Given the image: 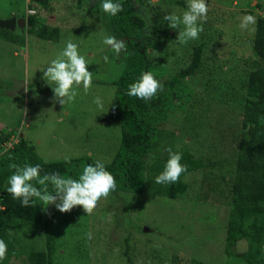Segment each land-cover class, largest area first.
<instances>
[{
  "label": "rangeland",
  "instance_id": "1",
  "mask_svg": "<svg viewBox=\"0 0 264 264\" xmlns=\"http://www.w3.org/2000/svg\"><path fill=\"white\" fill-rule=\"evenodd\" d=\"M124 1L128 5L122 4V12L131 9L143 22V28L133 31L129 41L145 48L148 71L161 84L188 64L198 44L203 45L195 79L178 88L177 105L168 108L167 120L155 125L158 139L154 145L157 155L162 156L167 147L177 152L186 144L184 147L195 158L207 164L184 176L189 186L184 201L154 196L145 190L139 194L115 191L101 199L90 215L79 206L68 213L47 206L44 213L53 215L54 223L53 264H126L122 237L119 239L123 233L116 229L123 230V226L131 231L135 264H190V259L222 264L226 261L223 239L229 202L223 180L213 171L216 168L208 166L223 162L225 176L230 175L229 165L241 131L234 99L242 95L241 79L250 70L249 63L241 62L254 60L250 48L253 31L241 30L240 19L247 12L255 17L263 13L254 8L256 0H206L209 11L206 21L200 22L203 31L199 38L178 43L175 40L183 25L170 29L163 17L182 16L187 0ZM25 8L26 0H0V19L22 18ZM41 15L48 26L57 29V40H39L27 35L24 27L12 31L23 37V45L0 40V131L15 129L44 162L87 155L93 161L106 163L120 138L118 123L108 120L114 88L92 82L87 93L80 91L73 102L61 106L54 102V85L48 84L44 71L69 40L78 45L93 79L96 75L105 81L113 79L129 52L118 57L103 43L106 36L115 35L110 15L102 10L100 0L85 4L79 0H48L47 7L39 10L38 16ZM153 24L164 25L166 32L162 38L146 42ZM211 88L213 95L207 97ZM168 91L164 85L160 92ZM97 96L101 97L103 108L93 102ZM168 132L173 136L165 135ZM5 149L1 146L0 152ZM153 153L145 157V163L151 162ZM149 179L145 172V183ZM87 233L92 234L90 240ZM14 238L17 249H43L36 224H21ZM245 247L241 240L232 251L241 253ZM12 262L22 264L18 259Z\"/></svg>",
  "mask_w": 264,
  "mask_h": 264
},
{
  "label": "trees",
  "instance_id": "2",
  "mask_svg": "<svg viewBox=\"0 0 264 264\" xmlns=\"http://www.w3.org/2000/svg\"><path fill=\"white\" fill-rule=\"evenodd\" d=\"M85 4L88 0H79ZM138 1V0H137ZM256 0L255 9L263 13L256 17L255 30L253 31L250 48L254 57L253 61H242L250 70L241 79L242 95L235 98L236 107L240 113V134L237 137L233 159L230 162L229 176H225L226 168L221 163L209 165L216 171V175L226 188L228 199V214L225 224L223 239V252L226 261L222 264H264V3ZM121 4L128 3L119 0ZM48 0H28L26 8L33 10L34 15H24V28L27 35H32L43 41L57 40V29L48 26L44 17L38 16L41 8H46ZM96 8V7H94ZM250 14V12H247ZM113 34L120 39H125L127 51L125 64L121 71L114 75L113 79L105 81L96 75L92 82L104 84L114 88L113 105L108 120L118 123L119 145L110 161L105 163L106 170L116 179V192L139 194L143 190L154 196H161L170 200L183 198L188 189V183L183 180L188 173L201 170L205 161L195 158L192 152L181 146L177 150L182 155L181 164L187 171L182 173L178 182L170 184H157L155 178L163 170L168 159L167 149L162 156L157 155L154 140L158 123L168 119V108L177 105L180 93L178 88H184L186 83H191L198 73L203 45L198 44L192 51L188 64L169 76L167 83H162L169 88L168 92H158L150 101L130 97L126 93L130 84L136 82L142 73L148 71V60L145 48L129 41L130 34L143 28V22L132 13L131 9L121 12L116 16H110ZM153 19V18H152ZM156 19V18H154ZM166 32L164 25L153 24L146 40L162 38ZM0 40L16 45H23V37L12 31L0 29ZM207 84L205 85V87ZM209 87V86H207ZM221 90V89H220ZM222 92V91H221ZM212 88L207 92V97L212 94ZM213 95V94H212ZM234 97V94H230ZM159 132L158 135H160ZM165 134V133H164ZM172 135L171 132L165 135ZM15 141L8 143L10 138ZM6 148L0 152V239L7 244V254L0 264H13L12 260H19L22 264H53L56 251L53 215L47 211L44 213V205L39 200L30 207H22L19 200H14L7 192L8 179L14 173L9 164H39L44 173L59 172L65 177L78 179L83 168L88 164H94L89 156L61 159L58 161L44 162L34 152V147L24 138L18 137L15 129L0 131V147ZM154 150L156 154H154ZM151 155V162L145 163L146 156ZM11 156L10 160L8 157ZM160 156V157H159ZM145 172L150 179L145 183ZM35 184V181H33ZM37 187L40 185L36 184ZM49 191H52L49 186ZM114 191V192H115ZM190 200L192 196L189 197ZM46 216V217H45ZM126 217V216H125ZM38 225V234L43 238V249L32 247L16 248L14 236L21 224ZM123 233L119 237L123 246V257L126 264H135L131 231L116 227ZM137 230V227H132ZM40 231V232H39ZM245 242V250L241 253L232 249L238 241ZM190 264H202L190 259Z\"/></svg>",
  "mask_w": 264,
  "mask_h": 264
},
{
  "label": "clouds",
  "instance_id": "3",
  "mask_svg": "<svg viewBox=\"0 0 264 264\" xmlns=\"http://www.w3.org/2000/svg\"><path fill=\"white\" fill-rule=\"evenodd\" d=\"M100 3L104 13L110 16H116L124 11L119 0H100ZM208 11L206 0H187V7L182 16L168 14L163 19L170 29H178L180 25H183V30L178 31L175 41L187 43L189 40L199 38V34L203 31L200 22L206 21ZM256 23L255 16L246 14L241 17L239 27L241 30L254 31ZM103 43L109 46L118 57L121 53H127L125 42L118 40L115 36H106ZM104 59L108 61L107 56ZM44 77L47 78L48 84L54 85L51 88L54 102L63 106L73 102L80 91L88 92L92 86L93 73L88 70L87 60L78 51V45L69 40L57 58L46 67ZM162 90L163 85L152 72L146 71L136 82L129 85L126 94L140 100L150 101ZM93 102L98 108L104 107L99 96ZM15 140L16 138L11 137L8 143ZM167 155L164 170L155 178L157 184L176 183L181 174L187 171L186 166L181 164L182 155L179 152H173L171 148H168ZM8 158L12 159L11 156ZM9 168L15 171L8 179L7 192L14 200H19L22 207H30L35 200H39L44 205L43 209L53 205L60 213H68L74 207L79 206L85 214L90 215L96 209L98 202L107 198L117 187L115 177L106 170L105 163L99 159L94 164L86 165L78 179L65 177L59 172L41 175L42 169L39 164L20 166L12 163L9 164ZM49 186L52 191H49ZM86 238L90 240L92 234L87 233ZM6 254L7 244L0 239V261L6 258Z\"/></svg>",
  "mask_w": 264,
  "mask_h": 264
},
{
  "label": "water",
  "instance_id": "4",
  "mask_svg": "<svg viewBox=\"0 0 264 264\" xmlns=\"http://www.w3.org/2000/svg\"><path fill=\"white\" fill-rule=\"evenodd\" d=\"M24 27V19H16L10 17L7 19H0V29L13 31L14 28L22 29Z\"/></svg>",
  "mask_w": 264,
  "mask_h": 264
},
{
  "label": "built area",
  "instance_id": "5",
  "mask_svg": "<svg viewBox=\"0 0 264 264\" xmlns=\"http://www.w3.org/2000/svg\"><path fill=\"white\" fill-rule=\"evenodd\" d=\"M33 14H34V11L28 10V9L25 10V15H33Z\"/></svg>",
  "mask_w": 264,
  "mask_h": 264
},
{
  "label": "flooded vegetation",
  "instance_id": "6",
  "mask_svg": "<svg viewBox=\"0 0 264 264\" xmlns=\"http://www.w3.org/2000/svg\"><path fill=\"white\" fill-rule=\"evenodd\" d=\"M17 19V18H16Z\"/></svg>",
  "mask_w": 264,
  "mask_h": 264
}]
</instances>
